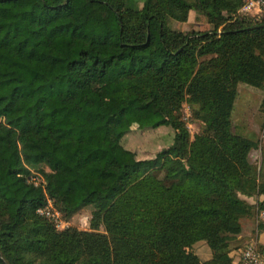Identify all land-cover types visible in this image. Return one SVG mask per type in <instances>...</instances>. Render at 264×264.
Listing matches in <instances>:
<instances>
[{
  "label": "trees",
  "instance_id": "trees-1",
  "mask_svg": "<svg viewBox=\"0 0 264 264\" xmlns=\"http://www.w3.org/2000/svg\"><path fill=\"white\" fill-rule=\"evenodd\" d=\"M243 3L0 0V264L234 263L242 217L264 209L249 200L264 195L259 142L232 129L239 83L264 89V13ZM192 9L212 28L170 25ZM132 111L174 141L138 157L122 143ZM47 196L105 231L58 228L37 211Z\"/></svg>",
  "mask_w": 264,
  "mask_h": 264
},
{
  "label": "rangeland",
  "instance_id": "rangeland-1",
  "mask_svg": "<svg viewBox=\"0 0 264 264\" xmlns=\"http://www.w3.org/2000/svg\"><path fill=\"white\" fill-rule=\"evenodd\" d=\"M126 2L129 6H141L144 0H126ZM239 12L242 13L241 11ZM169 23L173 28L185 31L193 28H212V24L208 22L206 16L196 12L194 9L190 11L188 20L180 21L170 18ZM263 97V88L240 82L232 113L233 131L250 136L259 142V145L250 152V159L257 165H261L264 159V110L261 108ZM182 112L184 119L188 121L191 134L194 135L199 132L201 124L198 120L191 119V109L188 103L184 104ZM158 120L159 116L154 113L130 112L128 120L129 130L122 137L123 145L133 149L140 158L155 156L160 149L174 141L175 134V130L170 125L159 123ZM255 202L256 200L253 203ZM262 211L264 209H259L257 206L255 214L242 217V231L246 228L248 231L254 230L255 232L258 220L264 217ZM64 218L68 221V224L64 227L58 226V228L77 226L82 229L105 231V226L102 222L93 221L92 208L89 206L80 209L69 217L64 216ZM247 240L234 239L232 245L242 247ZM194 250L197 251L201 258L207 259L211 257L210 247L203 240L195 243Z\"/></svg>",
  "mask_w": 264,
  "mask_h": 264
},
{
  "label": "built area",
  "instance_id": "built-area-1",
  "mask_svg": "<svg viewBox=\"0 0 264 264\" xmlns=\"http://www.w3.org/2000/svg\"><path fill=\"white\" fill-rule=\"evenodd\" d=\"M239 11L244 15H252L258 18L264 13V0H244ZM29 180L36 185L44 184L45 182V179L37 172L29 175ZM37 211L52 219L59 227H64L68 224L63 212L50 196H47L46 201L38 207ZM262 214H264V211H262ZM236 253L233 264H264V248L261 241L255 236L248 239L242 247H239Z\"/></svg>",
  "mask_w": 264,
  "mask_h": 264
},
{
  "label": "crops",
  "instance_id": "crops-1",
  "mask_svg": "<svg viewBox=\"0 0 264 264\" xmlns=\"http://www.w3.org/2000/svg\"><path fill=\"white\" fill-rule=\"evenodd\" d=\"M262 199V198H264V195L263 194H261V195H259V196H257V197H249V200L250 201H252V202H254V200H256L257 201V199ZM255 229H256V227H255ZM248 229H246V228H244V231H242L240 234H238V236H237V240H243V241H245V240H247V239H249V238H251V237H253V236H255V237H257L260 241H261V243L264 245V231H261V232H257L256 230H255V232H254V230H251V231H248ZM210 258V257H209ZM204 259V258H203Z\"/></svg>",
  "mask_w": 264,
  "mask_h": 264
}]
</instances>
